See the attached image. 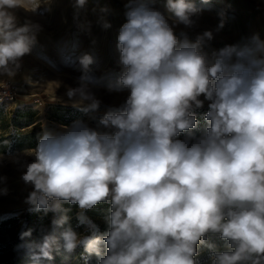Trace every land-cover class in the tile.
Returning <instances> with one entry per match:
<instances>
[{"label": "clouds", "instance_id": "obj_1", "mask_svg": "<svg viewBox=\"0 0 264 264\" xmlns=\"http://www.w3.org/2000/svg\"><path fill=\"white\" fill-rule=\"evenodd\" d=\"M41 3L50 10L51 0H0V76L16 75L41 31L30 22L17 26L15 10L35 12ZM85 3L75 0L74 7ZM126 9L117 43L122 71L106 87L128 95L108 108L98 128L83 120L45 126L37 146L26 151L33 157L21 165L23 182L33 186L26 203L55 215L39 240L17 247L33 264L79 246L82 264H198L201 244L211 264H264V41L254 35L209 57L204 48L212 31L193 42L174 30L195 25L192 17L202 8L194 0H166L163 12L128 0ZM223 26L221 13L217 31ZM93 62L89 54L79 58V86L66 93L86 115L101 104L87 74ZM0 88L7 84L0 81ZM5 98L9 93L0 92V104ZM205 101L206 127L196 137L195 110ZM7 192L0 188V195ZM65 202L78 206V224L88 235L73 228ZM101 203L110 205L104 233L85 215ZM31 234L21 232L20 239ZM216 237L225 250L210 239Z\"/></svg>", "mask_w": 264, "mask_h": 264}, {"label": "rangeland", "instance_id": "obj_2", "mask_svg": "<svg viewBox=\"0 0 264 264\" xmlns=\"http://www.w3.org/2000/svg\"><path fill=\"white\" fill-rule=\"evenodd\" d=\"M145 2L165 11L166 0ZM194 2L202 8L198 16L192 17L195 25L191 28L179 25L174 30L178 37L181 32L186 33L193 42L198 34L212 31L213 39L204 48L209 57L226 45H243L254 35L264 41V0H210L207 5H202L200 0ZM127 3L128 0H86L85 6L77 10L75 0H51L50 10H46L47 6L43 3L35 12L16 9L17 26L30 22L39 24L41 31L37 33V42L31 52L21 58L16 75L11 79L0 76V81L8 79L18 89L13 101L0 104L3 114L8 116L17 109H31L43 115L51 104L71 106L67 90L79 86V77L83 74L79 58L89 54L94 62L87 74L95 81L91 90L101 104L98 111L87 114L85 122L98 128L89 122L90 118L105 113L110 107H119L128 95L127 89L109 92L106 87L109 82L116 81L122 71L117 43L119 30L127 20ZM221 13L224 26L217 31ZM104 21L109 22L111 27L105 29L102 26ZM207 106L205 101L204 107ZM40 123L42 128L61 126L46 119ZM98 130L105 131L102 127ZM27 150L2 154L0 177L6 180L0 183V188H7L8 192L7 195H0V221L8 216L22 220L24 212L33 208L26 203L33 186L25 184L21 178L26 171L21 165L33 160L32 156L25 154ZM12 157H18L20 162L14 163ZM21 223L14 229L15 232L19 231Z\"/></svg>", "mask_w": 264, "mask_h": 264}, {"label": "trees", "instance_id": "obj_3", "mask_svg": "<svg viewBox=\"0 0 264 264\" xmlns=\"http://www.w3.org/2000/svg\"><path fill=\"white\" fill-rule=\"evenodd\" d=\"M208 110V106L195 110L198 125L192 131L196 137L204 133L206 127L204 115ZM104 114L105 113L92 116L89 122L94 126H98V122ZM86 116V114L72 106L56 104L49 105L43 115L31 109H17L6 116L0 110V154H15L35 148L43 134L44 128L41 127L40 123L42 119H46L50 123L56 122L61 125H71L77 120L86 121ZM10 129H14V131L10 132ZM185 135L186 133H181L179 138L183 139ZM4 141H7V144H5ZM63 207L71 209L68 215L71 217L70 223L73 228L77 232L87 235L88 232L85 226L79 225L77 221L78 206L70 205L65 202ZM109 207L110 205L108 203H101L85 213V215L98 226L100 233L107 231L108 225L104 218L108 214ZM54 215L53 213L45 214L43 211L37 212L34 211L33 208H30L24 212L22 220H19L16 216L3 218L0 221V264H33L26 250L18 248L17 246L39 240L41 229L50 228L51 220ZM20 221L22 222L20 229L15 232L14 229L20 224ZM29 229L32 230L31 236L26 237L25 240L22 241L20 239V233ZM210 239L214 240L219 250H225V241L220 240L219 237ZM83 251L84 249L82 246L77 247L71 254L54 251V259L51 261H43L42 264H82L79 257ZM197 251L199 252V255L196 257L198 264H211L208 257V250L204 245H198ZM92 264H96L95 259H93Z\"/></svg>", "mask_w": 264, "mask_h": 264}, {"label": "built area", "instance_id": "obj_4", "mask_svg": "<svg viewBox=\"0 0 264 264\" xmlns=\"http://www.w3.org/2000/svg\"><path fill=\"white\" fill-rule=\"evenodd\" d=\"M3 82L5 84H7V88L6 89H3V88H0V92L2 91H7L10 95V99L9 98H5V100L3 102H11L13 101L15 98H16V95H17V92H18V89L17 87L8 79H5L3 80Z\"/></svg>", "mask_w": 264, "mask_h": 264}, {"label": "bare ground", "instance_id": "obj_5", "mask_svg": "<svg viewBox=\"0 0 264 264\" xmlns=\"http://www.w3.org/2000/svg\"><path fill=\"white\" fill-rule=\"evenodd\" d=\"M14 179V178H13Z\"/></svg>", "mask_w": 264, "mask_h": 264}]
</instances>
